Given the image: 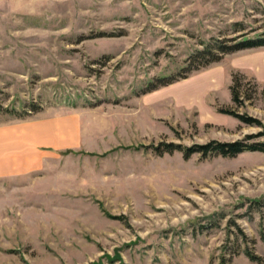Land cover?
Returning a JSON list of instances; mask_svg holds the SVG:
<instances>
[{
    "label": "rangeland",
    "instance_id": "obj_1",
    "mask_svg": "<svg viewBox=\"0 0 264 264\" xmlns=\"http://www.w3.org/2000/svg\"><path fill=\"white\" fill-rule=\"evenodd\" d=\"M235 21L263 25L264 0H0V127H67L41 170L0 179V264H220L225 243L240 246L231 264H257L247 244L264 257V202L250 201L264 198V151L155 149L264 141V82L251 69L264 47L145 91ZM238 71L260 91L244 106L232 100ZM32 103L40 110L12 112Z\"/></svg>",
    "mask_w": 264,
    "mask_h": 264
},
{
    "label": "trees",
    "instance_id": "obj_2",
    "mask_svg": "<svg viewBox=\"0 0 264 264\" xmlns=\"http://www.w3.org/2000/svg\"><path fill=\"white\" fill-rule=\"evenodd\" d=\"M231 33L230 36H213L208 40H201L200 47L196 48L189 56L187 60L186 66L183 68L180 75H164L157 76L153 79L149 80L146 83V92H150L156 90L162 86H167L178 81L180 78H186L194 71L200 70L201 68H205L210 66L213 63L221 61L226 55L241 51L244 49H252L257 47H264V24L258 27H250L248 23L244 21H235L231 25ZM104 35L106 33H103ZM246 75L240 71L234 72L232 74V84L230 86L232 92V100L237 106H244L247 100L252 99V93L249 92L248 88H244L243 79ZM255 84L259 86V82L255 80ZM251 89V88H250ZM264 92V86H263ZM254 93L257 96H260V91L255 90ZM40 106L32 103L29 109H26V112L17 113V116L21 117L26 113L37 112L40 110ZM224 113L236 114V116L240 117L243 121L254 124V122H260L258 120L252 119L247 115H243L237 113L236 111H231L230 109H221ZM261 124V123H259ZM156 150H159V153L162 154L164 152H174L181 151L185 157H190L194 153H201L203 156L215 155L219 154L222 156H236L241 152L247 150H260L264 151V141H254L249 142L248 140H236L232 142L219 141V140H211L207 143H197L191 146L184 145L181 143L175 142H163L160 146L155 147ZM251 202L260 207L264 198L261 199H250ZM232 224L235 225L237 231L245 240H247V234L240 227V225L235 221H231ZM221 255H220V264H231L230 263V254H239L240 246H236L230 251V247L228 243H225L221 247ZM245 255L253 262L257 264H264V257L258 255L252 247L248 244L243 249ZM231 252V253H230Z\"/></svg>",
    "mask_w": 264,
    "mask_h": 264
},
{
    "label": "crops",
    "instance_id": "obj_3",
    "mask_svg": "<svg viewBox=\"0 0 264 264\" xmlns=\"http://www.w3.org/2000/svg\"><path fill=\"white\" fill-rule=\"evenodd\" d=\"M251 66L257 78L264 82V65ZM66 129L65 120L59 118L34 124L24 120L0 127V179L41 170L45 151L66 146Z\"/></svg>",
    "mask_w": 264,
    "mask_h": 264
}]
</instances>
